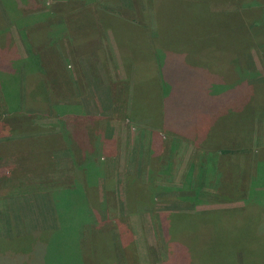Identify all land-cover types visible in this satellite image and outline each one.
Listing matches in <instances>:
<instances>
[{
	"label": "rangeland",
	"instance_id": "1",
	"mask_svg": "<svg viewBox=\"0 0 264 264\" xmlns=\"http://www.w3.org/2000/svg\"><path fill=\"white\" fill-rule=\"evenodd\" d=\"M7 1L14 4L15 13L20 10L24 18L30 16L29 21L19 18L22 25H28L24 33L16 27L17 19ZM7 1L0 0V5L10 21L0 9V26L2 20L10 25L2 32H6L15 58L34 59L37 39L43 59L25 71L19 60L3 64L0 57V81L18 76L19 92L15 94L20 96L11 106L0 98V264H72L73 259L59 251L60 239L74 230L72 223L83 215L82 199L88 214V223L83 225L94 223L87 234L99 231L105 237V245L98 251L110 256L112 264H160L166 260L157 228L159 214L215 208L221 210L216 216L221 222L223 211L234 215L244 204L249 206L244 212L247 234L245 239L231 242L238 247L255 245L256 249L252 261L244 256L242 263L235 253L230 264H264V64L260 59L250 54L252 59L244 61L247 71L239 76L244 88L255 86L246 103L235 75L221 69L198 76L169 69L163 75L154 71L157 57L151 65L148 54L140 57V37L154 52L151 0L145 6L139 0H118L115 6L105 5L103 0H77L60 9L54 6L69 0ZM237 3L264 6V0ZM221 4H215V10ZM94 7L108 14L111 7L122 22L139 27L141 31L131 37L132 46L127 43L116 51L110 29L98 27L105 33L99 37L94 27L91 37L90 24H96L98 18ZM76 38L84 42L75 45ZM89 47L96 54L99 49L103 52L104 68L87 66L84 57ZM119 54L122 58L135 55L136 63L130 61L135 68L129 66L126 71ZM13 63L19 67L15 75ZM206 66L210 68V62ZM228 89H235L236 96L226 110L223 98ZM33 94L41 97L31 98ZM197 110L205 113L203 123L195 122ZM73 114L83 118L76 120ZM211 125L216 138L206 140V133L195 144L198 132L200 137L204 130L211 132ZM194 127H200L199 131L187 139L173 134L174 128L185 133ZM219 151L231 152L232 157ZM233 157L238 161L237 182L234 188L227 182L218 188H226V192L218 193L210 187L219 173L216 168L228 170ZM183 179L184 187L194 190L193 194L181 192ZM198 181L201 199L194 187ZM76 188L83 191L82 199ZM193 195L201 202L197 208L187 198ZM85 232L80 230L83 237ZM220 232L217 228L211 238L216 239ZM79 243L83 247L79 257H87V239L81 238ZM205 259L219 264V256Z\"/></svg>",
	"mask_w": 264,
	"mask_h": 264
},
{
	"label": "trees",
	"instance_id": "2",
	"mask_svg": "<svg viewBox=\"0 0 264 264\" xmlns=\"http://www.w3.org/2000/svg\"><path fill=\"white\" fill-rule=\"evenodd\" d=\"M73 1L77 0H69L63 4H59L58 2L57 6H54V8L64 5L68 6L67 4L69 2L72 3ZM103 1L105 5L107 3L109 5L111 4V6L119 5L118 0ZM237 1L238 0H151V7L154 11V36H152L153 38L150 41L154 45V52H151L150 49L152 45L149 46L140 37L138 38L139 42L137 41L141 46V48L137 49L141 52L140 57L148 54L150 65L152 64V60L157 57L158 66H154V71L157 70L162 74L164 70L172 69L181 74L198 76L203 73V71L207 72L208 70L211 71L221 69V71L228 72L231 76H237L239 80L241 73L244 74L247 71L245 70L246 63H244V61L252 59L256 55L260 59L261 63L264 64V19L262 18L264 17V14L261 13L264 6H255L253 3L245 6H239ZM145 2L146 0H139L138 4L145 6ZM217 3H222V7L219 10H215V4ZM50 9L53 10L52 7H50ZM89 9H91V7ZM92 9L97 12L96 16H98L96 24L93 23V21L90 24L92 29L89 31L91 32L92 38L94 27L95 31H98V27L103 31L110 29V35L113 40L116 41V51L123 50L122 45L127 43L132 46L131 37H133L136 32L141 31L138 26L134 24H127V21L122 22L121 19L123 18L116 16L111 10H109L111 7L108 9V12L111 14H108L106 11V13L102 11L99 12V9L95 7ZM3 12L4 17L10 21V16H6L5 10H3ZM12 14L16 18L18 17L16 27L21 28V33H24V28L28 25H22L20 23V19L21 21L26 19L29 21L30 16H26V18H24L25 15H22V17L20 10L15 13L14 9ZM86 21L87 20H83L82 22ZM114 22L120 23L123 27L120 29L113 26L115 25ZM84 25L86 24L84 23ZM2 29L4 30V26L1 25L0 57H2L1 59L6 60L7 58H3L5 57L3 54H5V52H9L8 50L11 45L8 42V36H5L6 32H2ZM42 31L44 30L42 29ZM41 35L45 36V34ZM104 35V32L98 31L99 37ZM79 39L76 40L75 45H77L80 41H82V43L84 42L82 38L78 41ZM124 40L125 43H123ZM85 43H87V40ZM37 44L38 41L36 39L33 44L36 48L33 53L34 59L27 60V58H23L19 60V66L21 64L22 69L25 71H30L32 66L36 64V61L41 64V59H43V57L40 53L43 51H37ZM84 47L85 45H81L80 49H84ZM92 48L93 47H89L90 52H88L84 57L88 60L87 65H92L95 69H99L98 67L101 66L104 68L102 62H105L106 60L104 55H101L103 52L99 49L96 54L92 52ZM137 50L132 49V52L136 53ZM250 54L252 55V58H250ZM119 55L120 56L117 57L120 59V62L125 67L126 71L129 69L130 61L134 64L137 61L136 56L133 54L129 58L126 56L125 58H122V55ZM80 58L82 57L80 56ZM127 60H129V63H126ZM207 61L210 62V68H206V65H208ZM3 64H5L4 61ZM13 67L16 71L13 74L15 75L19 67L17 69L15 65ZM130 67H133V64H131ZM148 68L149 66H146L147 70ZM133 72L135 73V69ZM7 79L0 81V98L1 100L7 99L6 101H8V103H6V105L11 106L15 99L20 98L19 94H15V92H19V78L17 76V78H13L12 80H9V82ZM239 82V86H242L243 88V101L248 103L249 94L252 91L251 89L255 88V86L253 88H244V81L239 80ZM233 92L234 94L232 95L231 93ZM227 93L224 94L225 97L223 98V100H225L224 109L226 110L229 107H232L231 102L233 100L231 99L236 96L235 89H233L232 92L228 89ZM27 94L30 93L28 92ZM35 96L41 97L40 94H33V96L31 95V98H34ZM25 98L26 95L24 96V100H26ZM250 98L253 99V96ZM254 109L255 108H253V110ZM204 114L205 113H201V111L197 110V117L194 118L195 122L200 121L203 123L205 121L203 116ZM73 116L76 120L83 118L79 117L82 115L77 116L73 114ZM78 123H81V120H79ZM204 124H206V122ZM204 124H202V127ZM199 129L200 127H194L183 133L182 131L174 128L173 134H175V136H185L184 139H187L192 136L194 131L197 132ZM214 129L215 128L212 125L209 126L208 131L211 132H205L204 130L201 137L198 132V137L195 139L194 143L199 144V142H202L203 139H205L206 133H208L207 138L209 137L206 140H209L210 137L212 139L216 138ZM162 152L163 151H161V153ZM223 153L232 157L231 152L219 151V154ZM156 157L160 156L157 155ZM237 163L238 161L236 157H233L231 163H229V169L224 171L225 173L221 171L222 168H216L219 173L215 178V182L210 187L218 193H224L226 192V188H222L219 191L218 188L229 182L228 184H233L231 188H234L238 177ZM149 165L152 166L151 164ZM155 165L156 164L154 162V166ZM154 166L152 167L154 168ZM155 167L156 168L154 169H157V165ZM185 182L186 180L183 179L181 192H183V194L189 192L193 194L194 190H188V188L184 187L186 184ZM198 184L199 185L194 184V187L198 189L197 198L201 199V183L198 181ZM67 189L63 191H67ZM76 190L78 197L82 199L83 191L80 190V188H76ZM193 196H187V198L189 201L193 202V206L197 208V204H200L201 202L199 200H195V196ZM236 199L237 197H235L233 201ZM82 201L83 203H81V205L83 206V215L81 217H76V220L72 223L74 226L73 231L61 235V248L59 247V251L64 256L71 257L73 259L72 264H83L84 262V264H112V258L110 256L108 257L104 254V252L98 251V247H103L105 245V237L101 236L99 231L92 232L91 230L92 234H87L88 229L93 226L94 223H92L89 227H85L88 223V214L84 207V199H82ZM139 202L140 201H137L136 203ZM125 205L128 207L130 206L129 199ZM248 208L249 206L244 204L241 209L239 208L241 211L234 213V215H232L231 212L223 211L222 213H224V215L222 216L223 218L221 222L216 217L217 213H221V210H217L215 208H208L200 211L195 210L192 213H176L173 216L159 214L157 218V228L167 255L166 260L160 264H209L210 261H206L205 257H208L209 259L211 258L212 260L215 256H219V264H230L235 253L240 255V261L242 263L245 262L243 259L244 256H249V260L252 261V252L256 249L255 245L244 243V246L239 245L238 247V244H235L239 240L245 239V234H247L245 229L249 227V224L247 226L246 221H248V218L244 216V212L248 210ZM166 217H169L168 221L166 220ZM235 217L236 219L232 223L231 220ZM84 222L85 225H83ZM217 228L221 229V232L216 239H213L211 236L215 233ZM81 229L86 230L84 233L85 237L80 234ZM81 238L84 240L87 239L86 245L89 246V248H87V257L83 255V258L79 257V255H81V249L83 248H81L82 244L79 243ZM231 239H234V241L236 240V242H231ZM230 242L235 244V248L231 247L232 244ZM65 245H67V248H63ZM99 252L100 254H98ZM94 254L97 255L94 256ZM201 261L202 263H200Z\"/></svg>",
	"mask_w": 264,
	"mask_h": 264
},
{
	"label": "crops",
	"instance_id": "3",
	"mask_svg": "<svg viewBox=\"0 0 264 264\" xmlns=\"http://www.w3.org/2000/svg\"><path fill=\"white\" fill-rule=\"evenodd\" d=\"M5 1H7V0H5ZM8 2V4H10V6H9V8L8 9H10V10H13V9H16L15 7H14V4L13 3H11V2H9V1H7ZM11 5H13V6H11ZM0 9L1 10H4L3 8H2V6L0 5ZM15 19H17L16 17H15ZM17 21V20H16ZM1 23H3L2 24V26H5V27H9L10 25L9 24H6V22H4L3 20H2V22ZM12 50V51H11ZM9 52H5V54H3V56H5V57H3V58H7L6 60H5V63H6V61H8L9 63H11L12 62V59L14 58V59H17V60H21V59H23V58H20V56L18 57V56H16L17 58H15V55L13 54V49H10L9 48V50H8ZM15 53V52H14ZM2 58V57H1ZM4 60V59H3ZM7 65H8V63H7ZM88 66V65H87ZM88 67H91L92 68V66H88Z\"/></svg>",
	"mask_w": 264,
	"mask_h": 264
}]
</instances>
